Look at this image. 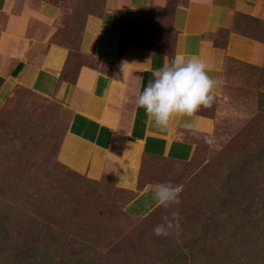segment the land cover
<instances>
[{"label":"rangeland","instance_id":"obj_1","mask_svg":"<svg viewBox=\"0 0 264 264\" xmlns=\"http://www.w3.org/2000/svg\"><path fill=\"white\" fill-rule=\"evenodd\" d=\"M102 1L74 0L55 39L75 48ZM142 19L116 12L120 55L161 42ZM262 78L264 65L233 63L212 143L185 162L150 157L133 190L60 161L70 118L61 99L23 90L0 103V264H264ZM169 181L180 203L165 208L151 188ZM164 216L178 227L158 236Z\"/></svg>","mask_w":264,"mask_h":264},{"label":"crops","instance_id":"obj_2","mask_svg":"<svg viewBox=\"0 0 264 264\" xmlns=\"http://www.w3.org/2000/svg\"><path fill=\"white\" fill-rule=\"evenodd\" d=\"M73 4L0 0V103L23 90L61 99L70 118L58 157L91 179L133 190L150 157L189 160L212 143L232 64L264 65V0H103L99 12L84 15L75 48L55 39ZM156 10L159 16H148ZM118 11L144 14L142 27L157 24L161 42L120 55ZM177 53L211 62L220 83L210 107L177 116L161 131L135 98L152 69Z\"/></svg>","mask_w":264,"mask_h":264},{"label":"clouds","instance_id":"obj_3","mask_svg":"<svg viewBox=\"0 0 264 264\" xmlns=\"http://www.w3.org/2000/svg\"><path fill=\"white\" fill-rule=\"evenodd\" d=\"M212 70L213 64L196 54L177 53L162 67L152 69V77L136 95L135 104L144 109L156 127L166 131L175 117L191 116L202 106L212 105L215 88L220 83L210 75ZM184 127L191 129L193 125L186 121ZM151 192L153 199L165 208L180 203L181 187L171 181L156 183ZM174 226L178 227V223L174 225L173 219L164 216L153 232L158 236L168 235Z\"/></svg>","mask_w":264,"mask_h":264}]
</instances>
